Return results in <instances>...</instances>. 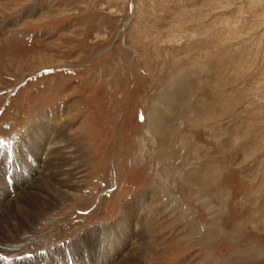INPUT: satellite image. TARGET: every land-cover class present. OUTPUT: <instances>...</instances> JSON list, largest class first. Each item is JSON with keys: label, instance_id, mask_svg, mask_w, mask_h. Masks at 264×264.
Returning <instances> with one entry per match:
<instances>
[{"label": "rangeland", "instance_id": "rangeland-1", "mask_svg": "<svg viewBox=\"0 0 264 264\" xmlns=\"http://www.w3.org/2000/svg\"><path fill=\"white\" fill-rule=\"evenodd\" d=\"M0 134V264H264V0H0Z\"/></svg>", "mask_w": 264, "mask_h": 264}, {"label": "bare ground", "instance_id": "bare-ground-1", "mask_svg": "<svg viewBox=\"0 0 264 264\" xmlns=\"http://www.w3.org/2000/svg\"><path fill=\"white\" fill-rule=\"evenodd\" d=\"M14 27V25H11L10 27H9V29L10 28H13ZM155 116H157V115H155ZM152 121H154V123L156 124V121H157V119L156 120H152ZM158 122V121H157ZM47 123H37L34 127L32 126V130L30 129H28L27 131H29V132H27V135L29 134V136H28V139H29V141H30V143H31V148L34 146V144L36 145L35 147H37L36 149H37V151L38 150H40V149H42L41 147H44V148H46L47 150H49L50 149V147H51V149H60V151L61 150H63V146L65 145V142L67 141V140H65L64 138H62V135H64L60 130H55L54 128H52L49 124H47ZM153 127H154V125H153ZM30 131H32V133L30 132ZM55 131L56 132H59V133H61L62 135H60V134H57V133H55ZM43 132V133H42ZM26 136V135H25ZM51 136H53L52 138H51ZM21 139V138H20ZM23 139V138H22ZM27 139V140H28ZM19 142V141H18ZM24 142V141H23ZM23 142H22V144H23ZM42 144V145H41ZM16 147H18V145L16 146ZM6 148V147H5ZM11 148V147H10ZM28 148H29V146H28ZM49 148V149H48ZM7 149V148H6ZM36 151V152H37ZM27 153V152H26ZM32 154V153H31ZM36 154V153H35ZM39 154V153H38ZM41 154H42V152H41ZM72 155V154H71ZM50 156V155H49ZM48 156V157H49ZM59 156V155H58ZM86 156V155H85ZM1 157V156H0ZM33 157V156H32ZM60 157V156H59ZM42 158V157H41ZM50 158V157H49ZM6 159V158H5ZM17 159V158H16ZM34 159V158H33ZM46 159V158H45ZM48 159V158H47ZM76 159H78L77 157H76ZM34 161V160H33ZM48 161V160H47ZM46 164V163H45ZM81 164V163H80ZM16 165V164H15ZM18 165V164H17ZM16 165V166H17ZM28 166V165H27ZM56 166V165H55ZM26 167V166H25ZM57 167V166H56ZM52 169V168H51ZM25 170V169H24ZM48 170V169H47ZM1 171V170H0ZM44 171V170H43ZM40 172V171H39ZM25 173V172H24ZM53 173V172H52ZM32 174V173H31ZM48 174V173H47ZM50 174V173H49ZM26 175V174H25ZM30 175V174H29ZM67 175V174H66ZM49 176V175H48ZM42 177V176H41ZM40 177V178H41ZM55 177V174H51V176H50V178H54ZM30 178V177H29ZM44 178V177H43ZM63 180L66 178V177H61ZM25 179V178H24ZM45 179V178H44ZM30 180V179H29ZM29 180H27L26 182L27 183H29ZM34 180H36V179H34ZM40 180V179H39ZM33 181V180H32ZM26 183V184H27ZM48 184H49V182H47ZM70 183V182H69ZM32 183H29V185H31ZM54 184H55V182H54ZM28 185V186H29ZM26 186V185H25ZM33 186H35L34 184L33 185H31L30 187H29V189H32L31 191H33ZM6 187V186H5ZM5 187H4V189H5ZM27 187V186H26ZM46 187V186H45ZM25 189V188H24ZM42 189V188H41ZM63 189V188H62ZM21 191V190H20ZM29 191V190H28ZM16 192H17V190H16ZM30 194V195H29ZM35 193H32V192H28V194H24L25 196H23V197H25V199L26 200H28V203L24 206V204L22 203L21 205H20V208H17L16 209V213H14V214H18L17 216H21V217H23V216H25V217H27L28 218V220H30V219H33V218H35V212H34V206L35 207H37L39 210H47L49 207H50V204L49 203H46V202H40V201H33V199H31L30 198V196L31 195H34ZM19 195V194H18ZM20 197V196H19ZM22 197V198H23ZM136 198V200L135 201H133L132 203H130V204H128L127 205V209H126V212L128 213H126L125 212V214H127V216H129L130 217V215H132V213L134 214V210L136 209V212H137V208H139L140 209V211L143 209V207L144 206H146L147 205V201L146 200H144L142 197H141V195L138 197H135ZM17 199V198H16ZM7 200V199H6ZM18 200V199H17ZM45 200V199H44ZM19 201H21V200H19ZM16 203V202H15ZM19 203V202H18ZM21 203V202H20ZM11 204V203H10ZM6 205V204H5ZM14 205V204H13ZM18 205V204H17ZM16 205V206H17ZM11 206V205H10ZM8 207V206H7ZM4 209V208H3ZM0 210H2L1 209V204H0ZM10 211V210H9ZM15 211V210H14ZM6 212V211H5ZM13 212V211H12ZM1 214V213H0ZM10 214V213H9ZM48 214V213H47ZM13 215V214H12ZM16 217V216H15ZM128 217V218H129ZM26 218V219H27ZM11 219H13L12 218V216L10 217L9 215H6L5 213H3V214H1L0 215V223L1 224H4V226H6V227H10L9 226V224H12L14 227H16V225H19V222H18V220L17 219H15V223L13 222V220H11ZM21 219V218H20ZM133 219V218H132ZM6 222H8V223H6ZM143 224H144V222H142V217H138V221H136V225H137V227H139V226H143ZM32 225V224H31ZM33 226V225H32ZM8 229H10L11 230V228H8ZM10 230H8V232H7V234L8 233H13V232H9ZM13 231V230H12ZM19 231V228H17L16 230H15V232L14 233H16L17 234V232ZM137 231V230H136ZM4 233V232H3ZM13 233V234H14ZM19 235V234H18ZM1 236V235H0ZM6 236V235H5ZM4 236V238H6ZM10 236V235H9ZM3 237V236H2ZM7 237H8V235H7ZM11 237V236H10ZM12 237H15V236H12ZM10 239V238H9ZM12 239V238H11ZM1 241V240H0ZM3 241V240H2ZM5 241V240H4ZM6 242V241H5ZM102 242V241H101ZM124 242V241H123ZM141 242V241H140ZM2 243V242H1ZM3 244V243H2ZM2 244H1V246H2ZM5 244V243H4ZM12 244V243H11ZM117 245V244H116ZM141 247H142V245L141 244H138L137 245V247L135 248V250H136V252L134 251V253H137V252H139L140 251V249H141ZM144 248V247H143ZM61 252V251H60ZM129 254V253H128ZM139 255V254H138ZM132 256V255H131ZM140 256V255H139Z\"/></svg>", "mask_w": 264, "mask_h": 264}, {"label": "snow or ice", "instance_id": "snow-or-ice-1", "mask_svg": "<svg viewBox=\"0 0 264 264\" xmlns=\"http://www.w3.org/2000/svg\"><path fill=\"white\" fill-rule=\"evenodd\" d=\"M4 145V142L3 141H0V146H3Z\"/></svg>", "mask_w": 264, "mask_h": 264}]
</instances>
